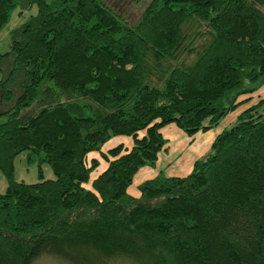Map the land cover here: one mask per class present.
Here are the masks:
<instances>
[{"label": "trees", "instance_id": "trees-1", "mask_svg": "<svg viewBox=\"0 0 264 264\" xmlns=\"http://www.w3.org/2000/svg\"><path fill=\"white\" fill-rule=\"evenodd\" d=\"M18 6L35 14L0 53V264H264L263 100L188 174L127 193L164 126L205 132L264 84V0H146L133 23L104 0H0V29ZM24 151L53 179L16 182Z\"/></svg>", "mask_w": 264, "mask_h": 264}, {"label": "rangeland", "instance_id": "rangeland-1", "mask_svg": "<svg viewBox=\"0 0 264 264\" xmlns=\"http://www.w3.org/2000/svg\"><path fill=\"white\" fill-rule=\"evenodd\" d=\"M47 2L50 0H46ZM108 6L121 15L128 23H133L140 11L143 9L146 0H104ZM264 13V6L259 7ZM35 14V7L31 6L29 9L20 10L16 7L10 14V17L0 29V53L7 50L8 32L14 27L22 24ZM264 84L261 85L255 92L260 91L261 96L264 97ZM241 102L233 111L222 117L216 126L209 129L207 134L196 133L192 137L185 135L175 125L169 124L164 126L160 132L165 139L166 149L159 151L157 160L153 166H144L140 168L132 178V182L127 188V193L131 196L137 197L136 186L146 180L155 176L171 177L184 176L189 173L192 163L195 160L205 158L210 150V143L205 145L204 138L213 137L222 130L228 129L235 123V112L239 111ZM131 146V141L128 137H113L109 139L101 148V152L117 145ZM204 145V146H203ZM198 149L200 154H198ZM96 159L101 160L98 153H95ZM199 155H201L199 157ZM90 158H94L89 156ZM101 167H98L90 173V178H94L104 167L105 163L101 161ZM13 179L16 182H23L25 184H32L40 180L53 179L52 172L45 162H40L35 155H29L27 151L19 153L13 160ZM88 188V185H85ZM5 181L0 173V194L4 192ZM83 256H87L93 260L94 264H135L124 259L104 260L94 257L90 252L82 251ZM31 264H62V262L52 256L43 255L35 259Z\"/></svg>", "mask_w": 264, "mask_h": 264}, {"label": "crops", "instance_id": "crops-1", "mask_svg": "<svg viewBox=\"0 0 264 264\" xmlns=\"http://www.w3.org/2000/svg\"><path fill=\"white\" fill-rule=\"evenodd\" d=\"M263 88H264V86H263ZM239 101H241V102H244V103H242V105H240L238 108H239V111L238 112H235L236 114H235V119H236V117H237V115L242 111V110H244L245 108H247L248 106H250V105H253L257 100H263L264 101V97L263 96H261V93H260V91H257V92H254V93H252V94H249V95H247V96H242V97H240L239 99H238ZM237 109V108H236ZM219 122V121H218ZM218 122H217V124H218ZM216 124V125H217ZM215 125V126H216ZM209 132V130H207V131H205V132H200V133H203V134H207ZM161 133V132H160ZM198 133V132H197ZM195 135V134H194ZM217 135V134H216ZM215 135V136H216ZM214 136V137H215ZM192 137V136H191ZM213 137V138H214ZM213 139H212V136L211 137H206V138H204V141H203V144H204V142L206 143L205 145H207V144H209V142H211ZM204 146V145H203ZM124 147H126V146H124ZM166 149V148H165ZM198 154H200V150L198 149ZM90 156H92V157H94L95 159H96V155L94 154V153H91V154H89ZM201 155H199V157H200ZM100 167H101V165H100ZM179 177V176H178ZM151 179V178H150ZM147 180V179H146Z\"/></svg>", "mask_w": 264, "mask_h": 264}]
</instances>
